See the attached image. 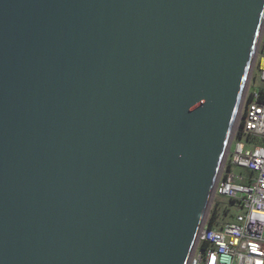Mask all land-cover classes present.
I'll use <instances>...</instances> for the list:
<instances>
[{
  "label": "water",
  "instance_id": "95a60500",
  "mask_svg": "<svg viewBox=\"0 0 264 264\" xmlns=\"http://www.w3.org/2000/svg\"><path fill=\"white\" fill-rule=\"evenodd\" d=\"M264 0H0V264H189Z\"/></svg>",
  "mask_w": 264,
  "mask_h": 264
},
{
  "label": "built area",
  "instance_id": "2783aa9c",
  "mask_svg": "<svg viewBox=\"0 0 264 264\" xmlns=\"http://www.w3.org/2000/svg\"><path fill=\"white\" fill-rule=\"evenodd\" d=\"M217 198L232 203L234 217L210 225L207 213L189 264H264V18L211 202Z\"/></svg>",
  "mask_w": 264,
  "mask_h": 264
},
{
  "label": "rangeland",
  "instance_id": "374dc122",
  "mask_svg": "<svg viewBox=\"0 0 264 264\" xmlns=\"http://www.w3.org/2000/svg\"><path fill=\"white\" fill-rule=\"evenodd\" d=\"M213 210L217 212L218 222L221 223L231 221L235 214V210L233 209L232 203L226 199L217 198L214 202H211L208 209V213L212 212Z\"/></svg>",
  "mask_w": 264,
  "mask_h": 264
},
{
  "label": "trees",
  "instance_id": "16d2710c",
  "mask_svg": "<svg viewBox=\"0 0 264 264\" xmlns=\"http://www.w3.org/2000/svg\"><path fill=\"white\" fill-rule=\"evenodd\" d=\"M209 214H210L209 224L212 225L215 222V220L217 219L218 215H217V212L214 210L212 212H209Z\"/></svg>",
  "mask_w": 264,
  "mask_h": 264
}]
</instances>
